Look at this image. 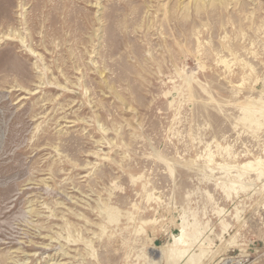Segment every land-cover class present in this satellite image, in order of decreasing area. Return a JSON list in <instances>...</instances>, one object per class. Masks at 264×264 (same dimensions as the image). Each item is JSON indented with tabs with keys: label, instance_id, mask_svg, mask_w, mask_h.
<instances>
[{
	"label": "rangeland",
	"instance_id": "374dc122",
	"mask_svg": "<svg viewBox=\"0 0 264 264\" xmlns=\"http://www.w3.org/2000/svg\"><path fill=\"white\" fill-rule=\"evenodd\" d=\"M191 260L264 264V0H0V264Z\"/></svg>",
	"mask_w": 264,
	"mask_h": 264
},
{
	"label": "bare ground",
	"instance_id": "6f19581e",
	"mask_svg": "<svg viewBox=\"0 0 264 264\" xmlns=\"http://www.w3.org/2000/svg\"><path fill=\"white\" fill-rule=\"evenodd\" d=\"M193 3V2H192ZM198 3V2H197ZM194 5H195V3H194ZM7 35V34H6ZM16 37V33L15 34H8L5 38H3V39H7L8 40V38H15ZM17 38V37H16ZM18 38H19V36H18ZM21 40V42H23V39H20ZM31 52H32V50H31ZM182 238V234H180V236L177 238V237H175L174 238V241H175V243H178V242H180V239ZM194 242H192V244H193ZM182 250H180L179 252H178V258L180 259L181 257H183V255L187 252V250H190L191 249V244H188V243H186L185 241H182ZM162 253V252H161ZM158 255V253H156V251H154V250H152L151 251V255L154 257V256H157ZM163 255V254H162ZM195 260V259H194ZM193 260H191L190 261V263L191 264H196V262H194ZM225 264H235V262H232V261H228V262H226Z\"/></svg>",
	"mask_w": 264,
	"mask_h": 264
}]
</instances>
